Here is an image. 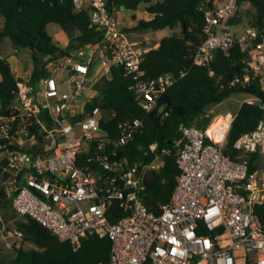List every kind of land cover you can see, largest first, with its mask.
Returning a JSON list of instances; mask_svg holds the SVG:
<instances>
[{
  "label": "built area",
  "instance_id": "2783aa9c",
  "mask_svg": "<svg viewBox=\"0 0 264 264\" xmlns=\"http://www.w3.org/2000/svg\"><path fill=\"white\" fill-rule=\"evenodd\" d=\"M73 2L77 11L89 9L101 40L70 55L48 57L47 73L36 84L21 81L11 112L0 113V149L11 175L6 190L15 212L75 249L89 234L109 236V264H264L257 213L264 202V114L234 143L254 157L251 161L225 153L228 133L215 142L207 130L181 124L174 191L159 211L149 209L141 198L145 174L160 169L170 150L153 142L145 149L146 156L153 155L149 161L120 157L143 120L124 119L113 136L102 124V107L87 110L86 104L96 95L94 85L122 66L141 95V107L151 112L174 75L145 77L142 59L152 46L127 37L109 0ZM237 8V0L201 7L206 25L192 61L209 66L217 51L231 56L237 50L243 55V79L257 82L264 92V28L248 25L233 32L228 21ZM246 95L242 102L264 110V95ZM0 233L7 249L22 247L18 227L4 225Z\"/></svg>",
  "mask_w": 264,
  "mask_h": 264
},
{
  "label": "trees",
  "instance_id": "16d2710c",
  "mask_svg": "<svg viewBox=\"0 0 264 264\" xmlns=\"http://www.w3.org/2000/svg\"><path fill=\"white\" fill-rule=\"evenodd\" d=\"M215 0H109L110 12L136 11L146 3L150 18H140L126 31H159L167 28L174 32L159 42H143L152 48L143 56L142 68L146 78L164 73L174 75V83L160 98L158 106L146 112L140 105L141 95L133 88V79L122 66H115L109 76L94 86L97 93L87 102L86 109L102 107L109 117L102 119L103 126L116 136L124 119L141 118L142 126L131 141L120 149V157L126 156L133 163L149 161L145 149L153 143L159 149H169L160 169L147 170L142 201L154 211L169 202L174 191L179 168L178 146L181 124L196 125L207 130L213 114L211 106L225 101L234 93L264 95L257 82L246 81L242 75L243 55L234 50L231 56L217 51L209 66L193 64L192 56L202 41L206 25L201 7L213 8ZM238 8L230 18V26L246 19L249 25L264 28V0H237ZM250 4L252 8L243 10ZM135 17V15H134ZM0 44L10 38L17 50H30L33 69L30 78L18 76L10 60L0 57V113L9 114L15 103L19 83L28 80L36 84L47 73V58L70 55L79 48L98 43L102 34L91 24L89 9L77 11L73 0H0ZM57 23L68 35L67 46H60L49 31V24ZM156 43L158 45L156 46ZM238 77L239 82L233 84ZM167 113V114H166ZM264 110L255 103L242 102L234 116L225 143V153L234 159L251 161L254 157L234 148L236 140L255 129ZM209 140L211 138L209 137ZM6 159L0 149V228L13 226L23 232V245L14 248L15 257L7 262L0 257V264H109L112 241L109 236L89 234L77 249L70 241L59 239L49 229L30 216H19L12 205V196L6 185L11 175L6 171ZM254 168L253 165H251ZM11 211L17 215V223L10 224ZM264 230V202L257 207ZM112 219V218H111ZM8 222V223H6ZM35 246L25 248V242Z\"/></svg>",
  "mask_w": 264,
  "mask_h": 264
},
{
  "label": "rangeland",
  "instance_id": "374dc122",
  "mask_svg": "<svg viewBox=\"0 0 264 264\" xmlns=\"http://www.w3.org/2000/svg\"><path fill=\"white\" fill-rule=\"evenodd\" d=\"M153 1L155 2L158 0H153ZM218 4L219 2H216V5ZM146 5H147L146 3L140 4V6L136 11H130L126 9L121 10L117 15V19L120 23V27L123 29L131 27L133 24V19H134V24H136L140 18H150L151 14L147 12ZM242 8L243 10H247L252 8V6L250 4H245L244 6H242ZM2 21L3 19L0 18V26L2 25ZM248 25H249L248 21L244 19L243 22L230 26V29L235 33H241ZM48 28L54 40L60 46L62 47L67 46V44L69 43V37L57 23H50ZM173 32L174 31L171 30V33ZM125 33L129 39L137 40L140 41L141 43L149 41L152 44L156 42L154 39H149L148 41L143 40L148 36L146 32L125 30ZM0 54L10 60V62L12 63L13 70L18 76H21L25 79L30 78L33 69V62L31 61L29 49L22 48L17 50L13 41L10 38H5L3 42L0 44ZM63 89L68 90V87L63 86ZM89 93L90 95L92 94V92H88V94ZM96 93H97L96 91H93V94ZM245 97H247V95L244 93H234L225 101L211 106L210 110L212 111L211 113L213 114L212 121L215 118L214 121L220 123V130H222V125L226 123L228 119H230L236 114ZM106 116L109 117L110 113H106ZM16 217L17 215L15 214V212L11 211L8 222L10 224L17 223ZM4 243H5V239L3 238V235L0 233V257H3L7 262H10L15 257L16 251L14 249H7L4 246ZM34 246L35 245L29 241L25 242L24 244L25 248H31Z\"/></svg>",
  "mask_w": 264,
  "mask_h": 264
},
{
  "label": "crops",
  "instance_id": "0c3cea01",
  "mask_svg": "<svg viewBox=\"0 0 264 264\" xmlns=\"http://www.w3.org/2000/svg\"><path fill=\"white\" fill-rule=\"evenodd\" d=\"M118 13L116 15H118ZM151 17H152V15H151ZM133 25H134V19H133L132 26ZM171 30L172 29L167 28V29L159 30V31H148V32H146L148 36L146 38H144L143 40L148 41L149 39H154L156 42H159V40L162 37H164L166 35L172 34L171 33ZM131 40H133V39H131ZM134 41H137V40H134ZM138 42H140V41H138ZM157 45H158V43H156V46ZM0 56H3V55L0 54ZM233 117H231L230 119H228V121H226V123H224L222 125V130H220V123L214 121L215 120V118H214V120L209 124V126L207 128V132L210 135V138H211L212 141L220 142V141L223 140V138L225 137V135H227V133H228V130H229L230 126H231V121H232V118Z\"/></svg>",
  "mask_w": 264,
  "mask_h": 264
},
{
  "label": "water",
  "instance_id": "95a60500",
  "mask_svg": "<svg viewBox=\"0 0 264 264\" xmlns=\"http://www.w3.org/2000/svg\"><path fill=\"white\" fill-rule=\"evenodd\" d=\"M31 157V156H30Z\"/></svg>",
  "mask_w": 264,
  "mask_h": 264
}]
</instances>
